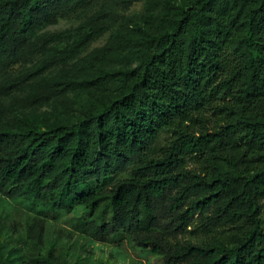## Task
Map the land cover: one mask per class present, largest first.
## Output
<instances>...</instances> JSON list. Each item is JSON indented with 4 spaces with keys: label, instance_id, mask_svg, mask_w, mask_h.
Segmentation results:
<instances>
[{
    "label": "trees",
    "instance_id": "1",
    "mask_svg": "<svg viewBox=\"0 0 264 264\" xmlns=\"http://www.w3.org/2000/svg\"><path fill=\"white\" fill-rule=\"evenodd\" d=\"M136 1L0 0V98L27 82L18 109L70 103L0 122V193L85 207L84 231L164 264H264V0H145L89 64L14 73L38 48L71 62ZM95 7L63 48L40 30Z\"/></svg>",
    "mask_w": 264,
    "mask_h": 264
},
{
    "label": "rangeland",
    "instance_id": "2",
    "mask_svg": "<svg viewBox=\"0 0 264 264\" xmlns=\"http://www.w3.org/2000/svg\"><path fill=\"white\" fill-rule=\"evenodd\" d=\"M145 4V0L134 2L127 11L107 26L101 36L92 40L71 62L58 63L55 66L45 65L44 61L50 54H44L38 48L14 68L15 75L32 74L33 72V77H30V80H33L44 75L54 74L71 65L80 67L89 64L92 56L104 48L110 36L120 27L141 20L146 11ZM97 8L61 19L54 25L41 27L40 30L61 36L55 44L63 48L68 42L69 33L72 31L73 35V31L84 24ZM48 47H45L46 51ZM5 77L3 68H0V85ZM28 92L29 88L26 82L25 86L17 93L0 98V122L42 114H65L70 110V103L60 102L18 109L20 99L25 97ZM73 97L74 94H72ZM77 107L78 105L72 101V112ZM125 177L127 176L120 175L115 180ZM110 185L106 187H110ZM55 202V197L41 199L35 195H29L12 199L0 193V262L2 261L4 264H34L38 256L37 237L42 232L45 246L52 247L56 255L68 264H164L161 257L154 255L149 249L137 247L127 236L98 239L90 232L84 231V224L91 220L86 216L87 209L85 207L78 206L71 212H67L56 208ZM191 236L193 234H187V237Z\"/></svg>",
    "mask_w": 264,
    "mask_h": 264
}]
</instances>
